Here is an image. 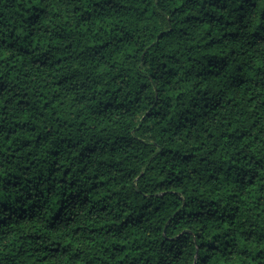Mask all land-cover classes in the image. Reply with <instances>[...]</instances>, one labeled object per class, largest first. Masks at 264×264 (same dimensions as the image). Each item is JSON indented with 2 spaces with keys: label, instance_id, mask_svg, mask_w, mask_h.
<instances>
[{
  "label": "trees",
  "instance_id": "1",
  "mask_svg": "<svg viewBox=\"0 0 264 264\" xmlns=\"http://www.w3.org/2000/svg\"><path fill=\"white\" fill-rule=\"evenodd\" d=\"M67 2L73 6L61 10ZM204 5L211 11L201 0H0V28L11 29L0 41V211L8 214L0 236L19 230L34 244L50 234V225L29 227L34 195L57 215L74 209L72 230L28 249L27 264H264V62H232L236 50L225 42L238 34L225 16L229 0ZM154 53L169 60L161 65L167 79L129 131L122 127L129 105H141L149 90L136 65L154 63ZM184 56L207 72L176 111L185 85L173 65ZM53 119L67 125L58 143L45 130ZM85 127L93 139L110 135L78 150ZM100 152L93 170L90 157ZM160 163L170 165L161 169L168 178L152 183ZM34 169L42 171L38 180L55 177L68 190L53 183L25 191L23 173ZM135 177L138 186L130 183Z\"/></svg>",
  "mask_w": 264,
  "mask_h": 264
},
{
  "label": "clouds",
  "instance_id": "2",
  "mask_svg": "<svg viewBox=\"0 0 264 264\" xmlns=\"http://www.w3.org/2000/svg\"><path fill=\"white\" fill-rule=\"evenodd\" d=\"M123 2V0H121ZM202 7H205L206 11H211V9H208L204 5V0H201ZM58 6L61 10H63L65 7L71 8L73 5L70 2L67 3H59ZM157 11H160V9H157ZM226 19L231 22L232 24V30L237 33L235 41L233 42L231 38H229L228 41H226V45L232 47L234 50H236V54L232 57H230V60L236 64H241L243 66V63H246L248 61L252 60H260L261 62H264V0H229V7L227 11L225 12ZM51 17H49V20ZM257 24H260L261 27H257ZM228 29L225 28L224 31H227ZM10 28H0V41L7 39V32H10ZM256 33V35H254ZM18 35H26V33L21 30ZM243 54V55H242ZM155 55V62H150L147 65L143 64H137L136 65V71L140 74L141 78H143L149 85V90L146 93L145 99L143 100V103L141 105H129L132 108V113L129 114L126 122L123 123L122 127L128 128L129 131H131V128H129V125L135 126L137 123V117L140 115H143L144 112L148 110L149 103L155 99L158 90L161 88L163 81L167 79L166 73L168 72L167 68H161V65L168 64V59H160L159 53H154ZM150 61L152 60L151 57L148 58ZM173 70L177 73H183L184 75L180 77L181 81L184 83V88L181 89V91L184 92V96L181 97V100L178 102L181 107H178L176 111H180L181 108L187 107L189 100L188 97L192 96V92L190 91L189 85L195 84L197 82V75L199 73H205L207 72V66L203 63H199L197 60H192L191 64H189L188 57L184 56L178 63H175L173 65ZM155 73L158 79L156 80H149L148 77ZM222 80L227 79L226 76L221 77ZM174 88L180 87L179 84L173 85ZM220 87H224L223 84L220 85ZM19 90V89H17ZM127 92H131L133 96L135 95V92H133L132 88H128L126 90ZM12 94L9 93V97ZM100 98H103L102 94H99ZM144 95V94H142ZM203 99V97H198L193 100H191V103H199L200 100ZM120 101L127 104L128 100L124 98V96L120 97ZM88 102L91 103V96H88ZM14 107L9 108L8 112L12 113L14 112ZM73 121V131L75 128L79 127V122L77 121L76 117H72ZM59 123L62 126L57 129L56 124ZM101 121L97 120L96 125L99 127ZM11 126L10 124L8 125ZM48 128L51 129V136L52 140L56 143L59 141L57 140L58 137H61L64 133V129L67 128L66 124H63V121L56 122L54 119L53 121L49 122L47 125ZM89 130L85 127V129L81 132L80 136L77 138L79 140L78 150L80 148H83L87 146L90 143H95L96 139H102L104 136L110 135L109 133H101L93 139L92 136L87 135ZM127 134V133H125ZM100 148H103V144L99 146ZM147 154V151H146ZM154 154V153H153ZM72 155L71 152H69V156ZM104 153L100 152L94 157H90L92 163L90 165L93 170L97 169L99 167V162L102 159ZM50 163V161H49ZM247 166V165H245ZM58 167V166H57ZM165 167H170V165L165 166L162 163L158 164L156 170L152 172L150 175L152 176V183L158 182L160 180H164L168 178V172L164 171L161 173V169ZM12 169L9 168L6 171H11ZM140 170L143 171V166L141 165ZM237 174L240 173V169L237 168L234 170ZM42 175V171L40 169H34L32 172H25L23 173L24 180H25V191H32L34 193H39L42 189H45L46 187L51 186L53 183H55L58 186L59 192H65L68 190L67 185H60L59 180H57L55 177H53L51 180L48 179L47 176L43 177V180H38V178ZM74 179L77 181V184L82 183V178L79 177V173L74 177ZM31 180V184H27V181ZM133 185H139V177H135L134 179H131L130 181ZM146 183V182H145ZM86 186V184H85ZM203 186L201 184H197V193L199 194L198 189ZM220 185H217L219 187ZM72 191H76V189H72ZM145 191V195L148 194L147 190ZM58 194V193H57ZM187 194V189H185V195ZM207 195V193H206ZM50 199V198H49ZM205 197H201V200H204ZM34 202H36L37 207L32 209L33 213L36 216V222L35 225H29V227H36L39 225H50L51 232L49 235L52 237H59L61 235L68 234L74 225H70L67 220L68 215H72L74 212V209L71 207L67 208L66 212H61L59 215H57L54 211H52V205L46 200L44 197L40 195H34L33 196ZM199 203V202H197ZM197 203H192L190 205L191 210L195 211L197 210ZM229 203L226 201L223 197L221 198V204ZM210 210L209 206L206 204L204 208V212L207 213ZM218 214L223 213L225 211L224 208H221L217 206ZM49 213H51L52 216H55V221H52L49 219ZM8 215L7 213H2L0 211V218H3V216ZM82 226H86L85 224V217L83 214L79 216L78 221ZM190 230L192 232H198L200 229L197 225H191ZM235 231V229H234ZM49 235H43V238L39 241H36L34 244L28 243L27 239L25 238L23 241L20 239L22 236H24L23 232H19V230L11 232V234L7 236H0V264H27V251L28 249L32 247H40L44 245H50L52 243V240L49 238ZM205 239L210 240L211 236L205 234ZM235 242V241H234ZM24 244V250L22 252L21 248L18 246L19 244ZM200 241L197 240L195 237H192L190 240V244L193 247H198ZM192 248H189V251H191ZM161 256H164V253H160ZM167 260V257H165Z\"/></svg>",
  "mask_w": 264,
  "mask_h": 264
}]
</instances>
